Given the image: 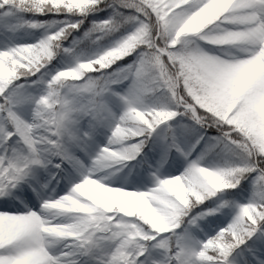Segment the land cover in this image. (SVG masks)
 <instances>
[{
    "label": "snow or ice",
    "instance_id": "1",
    "mask_svg": "<svg viewBox=\"0 0 264 264\" xmlns=\"http://www.w3.org/2000/svg\"><path fill=\"white\" fill-rule=\"evenodd\" d=\"M0 264H264V0H0Z\"/></svg>",
    "mask_w": 264,
    "mask_h": 264
}]
</instances>
